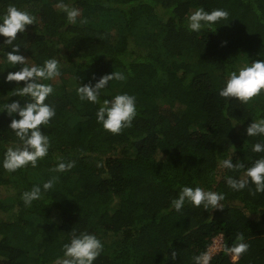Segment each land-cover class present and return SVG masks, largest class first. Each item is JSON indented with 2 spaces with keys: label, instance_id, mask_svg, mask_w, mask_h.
<instances>
[{
  "label": "trees",
  "instance_id": "1",
  "mask_svg": "<svg viewBox=\"0 0 264 264\" xmlns=\"http://www.w3.org/2000/svg\"><path fill=\"white\" fill-rule=\"evenodd\" d=\"M61 2L80 9L77 23L66 22ZM9 3L36 17L17 33L28 42L20 49L26 62L56 57L61 75L46 99L56 109L42 128L48 154L36 167L0 168V264H52L72 230L101 240L94 264H192L214 238L223 237L224 249L237 234L248 251L233 261L222 250L210 264H264V193L231 190L225 178L244 170L217 167L227 157L248 166L259 155L251 144L264 140L245 134L251 119L264 116V93L247 104L218 95L227 70L264 58V0H0V11ZM196 6L229 16L216 30L191 33L183 24ZM8 71L0 74V103L14 86L3 81ZM112 71L124 78L115 87L109 82L101 99L117 92L136 98L135 118L118 134L104 130L98 105L75 91L76 76L86 83ZM13 100L20 98L6 102ZM9 119L0 113V158L15 140ZM58 158L74 167L50 171ZM52 175L59 177L54 190L25 207L21 193ZM185 184L223 192L224 208L172 210L170 200Z\"/></svg>",
  "mask_w": 264,
  "mask_h": 264
},
{
  "label": "clouds",
  "instance_id": "2",
  "mask_svg": "<svg viewBox=\"0 0 264 264\" xmlns=\"http://www.w3.org/2000/svg\"><path fill=\"white\" fill-rule=\"evenodd\" d=\"M58 7L64 12L68 24L77 23L80 9L59 3ZM229 13L222 8L206 10L203 6H196L185 14L183 26L186 31L199 33L203 29H212L216 25L223 24ZM36 24V17L27 10L18 8L14 3L6 5L0 11V36L4 37L0 43V58L8 68H19L8 71L3 76L4 83L15 82L14 86L3 96L7 100L17 96L20 100L11 103H0V113L6 114L10 119L6 129L10 130L15 140L5 146L0 168L6 172H16L27 166L36 167L37 161L44 158L49 151V136L42 131L44 126L50 125L56 116V109L46 102V99L54 92L50 82L61 75L60 63L56 57L44 59L41 63H27L28 57L20 53L21 47L28 49V42L17 38V33H25L28 25ZM208 32H212L211 30ZM225 43V42H222ZM11 48V51L5 49ZM88 64L81 70L85 71ZM6 68V69H8ZM0 70L3 74L5 70ZM123 74L112 71L100 75L97 78L93 73L88 82L82 83L76 76L78 87L75 91L81 101L98 105L95 118L101 127L113 134H118L122 129L130 127L136 116V98L127 92H117L111 98L101 99L102 90L109 86L113 80H122ZM20 82H23L22 84ZM264 93V58L251 60L248 58L243 64L227 70L222 86L218 89V95L225 100L235 98L241 104H247L251 98ZM23 101L21 103L20 101ZM237 124V123H236ZM236 124H233L235 126ZM232 126V127H233ZM245 134L252 137L264 138V116L258 115L245 129ZM251 152L259 154L250 158V163H233L231 157L218 161L219 169H243V175L239 178L228 176L225 178L226 185L233 191H241L249 188L251 194L264 193V140H257L251 144ZM58 163L50 171L63 173L74 167L72 160L65 161L58 158ZM59 179L52 175L41 184H33L28 190L21 193V200L25 207H30L33 201L40 200L42 194L54 190ZM249 185H254V189ZM225 199L223 192L205 189L199 185H181L176 195L170 200V208L180 212L185 205L203 210L223 209ZM249 244L245 242L243 234L235 236L232 245L225 246L224 252L230 254L233 260H237L248 251ZM103 244L101 240L88 231L76 232L72 230L65 243L61 245V254L57 255L52 264H94L101 254ZM175 259V252H172ZM212 252L205 250L192 256V264H210Z\"/></svg>",
  "mask_w": 264,
  "mask_h": 264
},
{
  "label": "rangeland",
  "instance_id": "3",
  "mask_svg": "<svg viewBox=\"0 0 264 264\" xmlns=\"http://www.w3.org/2000/svg\"><path fill=\"white\" fill-rule=\"evenodd\" d=\"M8 67H10V66L8 65ZM15 70H17V69L9 68V71H15ZM110 82L115 84L114 87L117 86L118 83H119L118 80H113V81H110ZM11 83L15 84V82H11ZM20 83H22V82H20ZM223 246H224L223 245V237L221 235L217 236L216 238H214L212 245L208 249L210 252H212V257L215 256L216 254H218L220 251H222L223 250ZM233 261H236V260H233Z\"/></svg>",
  "mask_w": 264,
  "mask_h": 264
}]
</instances>
